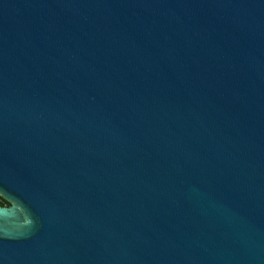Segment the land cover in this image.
Segmentation results:
<instances>
[{"label": "water", "instance_id": "1", "mask_svg": "<svg viewBox=\"0 0 264 264\" xmlns=\"http://www.w3.org/2000/svg\"><path fill=\"white\" fill-rule=\"evenodd\" d=\"M0 264H264V0H0Z\"/></svg>", "mask_w": 264, "mask_h": 264}, {"label": "trees", "instance_id": "2", "mask_svg": "<svg viewBox=\"0 0 264 264\" xmlns=\"http://www.w3.org/2000/svg\"><path fill=\"white\" fill-rule=\"evenodd\" d=\"M4 203L9 204V202L0 194V205L4 206Z\"/></svg>", "mask_w": 264, "mask_h": 264}, {"label": "flooded vegetation", "instance_id": "3", "mask_svg": "<svg viewBox=\"0 0 264 264\" xmlns=\"http://www.w3.org/2000/svg\"><path fill=\"white\" fill-rule=\"evenodd\" d=\"M9 202V201H8ZM9 204H10V202H9ZM8 203H4V205L6 206V205H9Z\"/></svg>", "mask_w": 264, "mask_h": 264}]
</instances>
